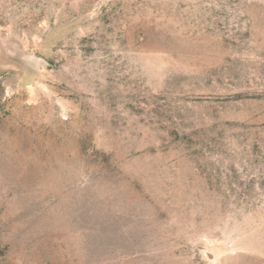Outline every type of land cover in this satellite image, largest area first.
I'll return each mask as SVG.
<instances>
[{
	"label": "rangeland",
	"instance_id": "rangeland-1",
	"mask_svg": "<svg viewBox=\"0 0 264 264\" xmlns=\"http://www.w3.org/2000/svg\"><path fill=\"white\" fill-rule=\"evenodd\" d=\"M0 264H264V0H0Z\"/></svg>",
	"mask_w": 264,
	"mask_h": 264
}]
</instances>
